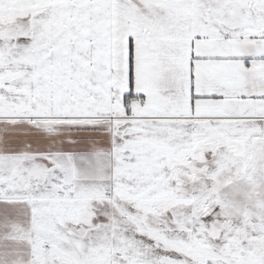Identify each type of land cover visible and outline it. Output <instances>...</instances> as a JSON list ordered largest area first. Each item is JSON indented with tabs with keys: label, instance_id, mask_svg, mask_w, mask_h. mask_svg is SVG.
<instances>
[{
	"label": "snow or ice",
	"instance_id": "1",
	"mask_svg": "<svg viewBox=\"0 0 264 264\" xmlns=\"http://www.w3.org/2000/svg\"><path fill=\"white\" fill-rule=\"evenodd\" d=\"M0 264H264V0H0Z\"/></svg>",
	"mask_w": 264,
	"mask_h": 264
}]
</instances>
